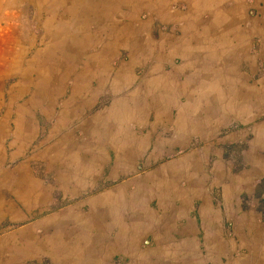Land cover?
Masks as SVG:
<instances>
[{
    "label": "crops",
    "instance_id": "0c3cea01",
    "mask_svg": "<svg viewBox=\"0 0 264 264\" xmlns=\"http://www.w3.org/2000/svg\"><path fill=\"white\" fill-rule=\"evenodd\" d=\"M62 6L64 24L59 7L48 18L41 14L48 37L42 44L59 49L32 59L36 95L17 119L21 101L10 106L0 137V264L51 262L49 254L31 253L40 246L33 236L43 242L41 226L62 216L94 220L93 230L75 233L102 236L103 252L112 251L106 264H197L199 255L202 263L199 216H246L260 224L237 205L243 190L264 187V149H249L261 169L249 167L246 156L242 168L227 164L221 134L230 129L235 142L244 135L239 126H257L258 112L249 107L262 108L264 124V101H253L261 91L264 98V0H149L145 18L125 4L119 13H108L104 3L95 7V0ZM76 12V25L88 24L80 30L105 35L69 33L62 55L61 27ZM126 24L138 28L137 36L117 35ZM36 107L31 118L27 110ZM239 108L251 113L238 115ZM217 155L225 166H213ZM224 187L240 194L223 197ZM235 228L224 254L242 252L236 261L258 246L239 244ZM74 243L62 247H79ZM86 256L75 263L86 264Z\"/></svg>",
    "mask_w": 264,
    "mask_h": 264
},
{
    "label": "rangeland",
    "instance_id": "374dc122",
    "mask_svg": "<svg viewBox=\"0 0 264 264\" xmlns=\"http://www.w3.org/2000/svg\"><path fill=\"white\" fill-rule=\"evenodd\" d=\"M12 1L13 0H0V137L7 132L5 125L10 122V106L14 102L21 101V104L18 105L15 110V119H17V114L25 110L24 109L23 111H21L23 102L27 101L30 95H36V93H32L34 89V86L32 85L34 84V76L36 74L38 64H36L35 66V63L32 61V59L37 60L38 54H50V58H52L54 57L53 55L55 50L59 49L53 44H42V38L45 37L46 27L43 26L44 22H42L41 20V14H47V16H45L46 18H48L49 15H53V11H57L56 7H59L58 13L62 12V18L60 19L64 20L61 22L64 24L68 21V16L65 17L62 15L66 13L64 7L62 6V4L65 3L64 0H15L13 3ZM66 1L68 2L70 0ZM103 3L108 13H119L121 8L124 7L125 4L126 7H130L134 10H140L143 13L142 18H145V14L147 17L149 15V0H147L146 2L145 0H142V2H140L141 6H138L136 2H133V0H129V2L127 0H95V7L101 6ZM39 6L40 8L38 9L37 7ZM80 11L81 10H79L78 12ZM78 12H76V15L72 18V20L67 24L65 28H61L62 37L60 36L59 43H61L60 50L63 51L61 53L62 55H64V53L67 51L66 49H64V46L67 45L69 33L78 35V39L86 33H93L95 36H97L98 33L99 36L97 37H99V40L101 39L100 37H103L105 35V32L103 30H80L88 27V24L87 22H84L78 26L76 25V16ZM82 12H84L83 9ZM95 19L101 20L100 15L98 14ZM115 27L116 31L120 30L119 28H117V25H115ZM137 29L138 28L133 29L130 24H126L120 30L121 32H119L117 35L129 31L135 34V31L137 32ZM117 35H115V37ZM135 35L137 36V33ZM97 37L93 38L89 47L84 51L85 54L88 55V50L96 41L95 39H97ZM45 38L46 40L48 39L47 36ZM112 43L105 44L103 48H108L107 51H110L112 49ZM240 51L241 49H239V52ZM108 53L104 54L108 55ZM24 85L27 86L28 89L27 91L21 93L20 97L11 96V94L14 92L18 93V91H20L24 87ZM261 94L262 91L258 95H255L254 93L253 97L255 100L253 99V101H258L259 104L262 103V100L264 101V98L260 96ZM39 108L41 107L27 110L30 112L31 118L35 117L33 115V111H36ZM249 108L252 109L251 112L254 113L256 111L259 113V111L262 110L261 107H259L258 109H253L254 107ZM249 108H239L238 115L246 112ZM248 112L250 111L248 110ZM258 113L254 115V117L256 115L258 116L256 119L259 118V123L257 124V126L253 125L250 126V128H247L246 126H239L240 133L242 132V134H244L245 136L246 133H250V135H248L247 137H244V135H239V140L232 142L228 137L233 133L230 131V129H225L223 131V134H221V138L223 137L221 141V144H223V147L221 148L223 149L221 150L223 161L225 163H233L235 166L242 168L245 164L244 156H246V163H248L249 167H251L254 163V159L249 155V149H264V124L262 122L261 115L259 116ZM26 115V119H30V115L28 116V112ZM218 158L219 155H217L216 162L214 163L213 161V166H225L226 164L220 162L221 159L219 160ZM212 159L213 158L211 157V160ZM206 162L208 161L206 160ZM254 164L256 166L258 165V167L261 169V165L259 163L257 164V162H255ZM256 170H258L257 167H253L252 173H254ZM220 176L222 180H228L229 174H227L226 172H222L220 173ZM219 190L220 188H218L216 192H219ZM221 191L224 195L223 197H236L240 194V190L236 189L235 191H233L225 187ZM243 191L244 194L243 196H241V199H239L240 203H238L237 208L239 209V211L251 212V214H254V219H256L260 224H255L252 218L251 220L246 216H241L238 218L237 216L233 217V221L230 220V216H199V231L204 235L203 242L201 241L200 243H203L205 245V253L201 254L203 256V262L201 263L202 258L199 255L197 264H238L239 261H243V259L245 258L249 260V264H264V262L261 261L264 257V187H256ZM71 217L72 219L70 221V216H62L57 220L45 222L41 226V232L47 234L46 236H44L43 242H40V239L36 235L33 236L35 239L34 243H40V246L39 248L36 247V249H31V253L40 254V252H43L45 254H49L52 262L51 263L49 260H45V258L42 259V262L39 264H76L75 262L79 261L83 254H87L86 264H106L107 255L112 251L110 250L108 251V253H106L105 251L103 252V249H105V247L101 245L102 239L100 237L102 236L95 235L97 233H80V235L75 233V230H93L92 224L94 220H92L89 216ZM233 223L236 226L235 233H237L239 244L245 246V244L249 241L250 243L252 242L251 245L255 244L256 246H258L257 250H252V253H250V251H246L248 252V257L245 256L244 253L242 254V258L237 259L236 261L234 259L236 257H239L242 252L237 250V252H233L232 254H224L231 250L233 247V243L229 240L230 238L234 239L233 235H231L230 233L233 232L231 231V225H233ZM189 226L190 229H192L191 224ZM51 229L54 231L51 235H49ZM227 233H229L228 235H230L231 237H228ZM73 239L75 241L74 244H78L79 247H75L73 249H65L64 247H62L64 246V244H69V241ZM190 243L192 244V240H190ZM93 249L94 251L93 253H91V250ZM222 250L223 252H220ZM91 257H93L94 259L90 262ZM68 260H70V262ZM193 261L194 260L192 259V263Z\"/></svg>",
    "mask_w": 264,
    "mask_h": 264
},
{
    "label": "bare ground",
    "instance_id": "6f19581e",
    "mask_svg": "<svg viewBox=\"0 0 264 264\" xmlns=\"http://www.w3.org/2000/svg\"><path fill=\"white\" fill-rule=\"evenodd\" d=\"M66 1V0H65ZM43 3V2H42ZM55 5H57V4H55ZM61 5V4H60ZM59 5V6H60ZM51 8V7H50ZM55 8V7H54ZM61 25V24H60ZM60 25H58L59 27H61ZM62 28V27H61ZM61 34V33H60ZM60 40V39H59ZM145 48V47H144ZM70 55V54H69ZM75 56V55H74ZM73 58V57H72ZM79 61V60H78ZM80 61H81V58H80ZM71 62H72V60H71ZM68 64H70V63H68ZM73 64V63H72ZM85 64V63H84ZM76 65V64H75ZM88 66V65H87ZM65 67V66H64ZM76 67V66H75ZM84 67V66H83ZM74 68V67H73ZM78 68V67H77ZM86 68V67H85ZM83 69V68H82ZM73 70V69H72ZM77 70V69H76ZM81 70V69H80ZM86 70V69H85ZM68 71H69V69H68ZM67 71V72H68ZM73 72V71H72ZM90 72V71H89ZM65 74V73H64ZM70 74V73H69ZM73 74V73H72ZM72 76V75H71ZM35 85V84H34ZM34 105V104H33Z\"/></svg>",
    "mask_w": 264,
    "mask_h": 264
}]
</instances>
